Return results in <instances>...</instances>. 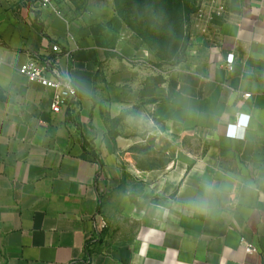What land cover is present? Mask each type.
Segmentation results:
<instances>
[{
	"label": "crops",
	"instance_id": "0c3cea01",
	"mask_svg": "<svg viewBox=\"0 0 264 264\" xmlns=\"http://www.w3.org/2000/svg\"><path fill=\"white\" fill-rule=\"evenodd\" d=\"M212 1L161 68L110 6L0 0V264H264V0ZM30 60L72 79L59 112Z\"/></svg>",
	"mask_w": 264,
	"mask_h": 264
},
{
	"label": "rangeland",
	"instance_id": "374dc122",
	"mask_svg": "<svg viewBox=\"0 0 264 264\" xmlns=\"http://www.w3.org/2000/svg\"><path fill=\"white\" fill-rule=\"evenodd\" d=\"M70 1L78 9L86 4L110 6L117 16L121 10L129 22L127 24L119 16L124 25L122 36L127 52L143 51L150 67L161 68L176 65L185 58L195 15L214 3L212 0H154V10H149L152 5L148 8L143 4L144 0H137L133 16L124 0Z\"/></svg>",
	"mask_w": 264,
	"mask_h": 264
},
{
	"label": "built area",
	"instance_id": "2783aa9c",
	"mask_svg": "<svg viewBox=\"0 0 264 264\" xmlns=\"http://www.w3.org/2000/svg\"><path fill=\"white\" fill-rule=\"evenodd\" d=\"M33 2L39 4L40 6H55L65 0H32ZM224 6H220V10H223ZM58 47L53 46V50L57 51ZM228 61H233V55L231 54L228 57ZM18 71L26 76L28 80L33 82H38L43 86L49 87L54 90L53 102L51 104V109L54 112H59L62 108V105L68 98L76 97L77 90L70 77L62 75L52 60L47 61V66H40L33 60L23 63ZM249 96V94H245ZM245 251L251 252L255 248L252 244L243 242Z\"/></svg>",
	"mask_w": 264,
	"mask_h": 264
},
{
	"label": "clouds",
	"instance_id": "9594fccd",
	"mask_svg": "<svg viewBox=\"0 0 264 264\" xmlns=\"http://www.w3.org/2000/svg\"><path fill=\"white\" fill-rule=\"evenodd\" d=\"M219 186L214 180L205 179L201 182V191L187 201L192 213L200 216H211L216 211V194Z\"/></svg>",
	"mask_w": 264,
	"mask_h": 264
},
{
	"label": "trees",
	"instance_id": "16d2710c",
	"mask_svg": "<svg viewBox=\"0 0 264 264\" xmlns=\"http://www.w3.org/2000/svg\"><path fill=\"white\" fill-rule=\"evenodd\" d=\"M125 1V3H126V5L129 7V9H130V14L131 15H135V12H133L134 11V9H136L135 8V2L137 1V0H124ZM140 1V0H139ZM143 1V0H142ZM141 3V2H140ZM154 3V0H144L143 1V4H145V5H147V7L149 8V6L150 5H152ZM154 7L155 6H151L150 7V9L149 10H151V9H153L154 10ZM137 11V10H136ZM118 15L127 23V24H129V22H128V20H126L127 19V17H126V14H125V16H124V14H123V12L121 11V10H119L118 11ZM130 26V25H129Z\"/></svg>",
	"mask_w": 264,
	"mask_h": 264
}]
</instances>
